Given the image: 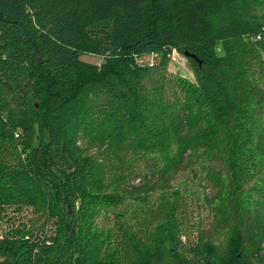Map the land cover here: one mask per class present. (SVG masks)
<instances>
[{
  "label": "trees",
  "instance_id": "1",
  "mask_svg": "<svg viewBox=\"0 0 264 264\" xmlns=\"http://www.w3.org/2000/svg\"><path fill=\"white\" fill-rule=\"evenodd\" d=\"M172 51L194 82L167 76ZM192 158L222 192L223 246L183 242L179 190L123 196ZM259 207L264 0H0V215L43 217L0 239V264H264Z\"/></svg>",
  "mask_w": 264,
  "mask_h": 264
},
{
  "label": "rangeland",
  "instance_id": "2",
  "mask_svg": "<svg viewBox=\"0 0 264 264\" xmlns=\"http://www.w3.org/2000/svg\"><path fill=\"white\" fill-rule=\"evenodd\" d=\"M82 60L93 64L101 63V58L89 55H83ZM140 60L152 64L156 63L158 58L155 54H149ZM167 76L172 78L180 76L189 81H195L191 64L176 51L171 52ZM90 154L98 156L96 153L91 152ZM198 163V158L187 159L173 176L159 180L143 181L137 178L126 185L127 189L123 193V196L127 200L135 196L157 198L162 193L171 194L172 191L179 190L182 193L181 196L187 198L186 208H183L185 210L183 215L186 218L185 235L182 237L183 242H186V240H190L191 242L196 241L197 235L203 231L211 236L210 238L215 244L223 246L228 232L225 224L220 223L222 222L221 215L217 211L219 210L217 207L223 202L222 192L218 189H212V187L201 180ZM105 189L107 192L111 190L109 183ZM260 210L261 215L259 220L254 225H250L247 235L251 247L256 251L258 250V255L262 256L264 255V207L260 208ZM256 211L255 208H252L251 214H254ZM100 219L98 221L103 225L113 226L110 212H103ZM42 224L43 217L41 214L35 213L30 208H24L19 213L8 210L5 214L0 215V239L7 236L9 230L16 231L22 228V226L26 228L33 227V229L37 230Z\"/></svg>",
  "mask_w": 264,
  "mask_h": 264
},
{
  "label": "built area",
  "instance_id": "3",
  "mask_svg": "<svg viewBox=\"0 0 264 264\" xmlns=\"http://www.w3.org/2000/svg\"><path fill=\"white\" fill-rule=\"evenodd\" d=\"M137 63H138V64H143L144 62L141 61V60H137ZM152 64H153V63H152ZM152 64L149 63V66L152 65Z\"/></svg>",
  "mask_w": 264,
  "mask_h": 264
},
{
  "label": "water",
  "instance_id": "4",
  "mask_svg": "<svg viewBox=\"0 0 264 264\" xmlns=\"http://www.w3.org/2000/svg\"><path fill=\"white\" fill-rule=\"evenodd\" d=\"M185 56H188V55L185 54Z\"/></svg>",
  "mask_w": 264,
  "mask_h": 264
}]
</instances>
